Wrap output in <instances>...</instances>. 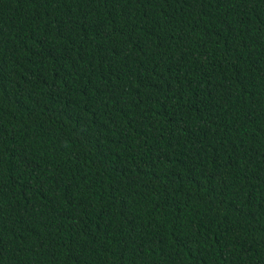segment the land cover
Returning <instances> with one entry per match:
<instances>
[{
    "label": "trees",
    "instance_id": "obj_1",
    "mask_svg": "<svg viewBox=\"0 0 264 264\" xmlns=\"http://www.w3.org/2000/svg\"><path fill=\"white\" fill-rule=\"evenodd\" d=\"M0 264H264V0H0Z\"/></svg>",
    "mask_w": 264,
    "mask_h": 264
}]
</instances>
